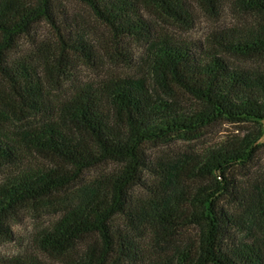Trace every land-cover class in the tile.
Wrapping results in <instances>:
<instances>
[{
	"label": "trees",
	"instance_id": "1",
	"mask_svg": "<svg viewBox=\"0 0 264 264\" xmlns=\"http://www.w3.org/2000/svg\"><path fill=\"white\" fill-rule=\"evenodd\" d=\"M77 1L145 54L141 64L127 57L129 73L58 97L72 77L62 64L97 58L87 32L59 0H0V241L15 238L26 213L52 208L59 217L34 242L60 264H264V179L237 173L264 150V66L225 57L264 63V0H232L255 23L189 42L148 17L193 27L189 0ZM40 22L57 41L22 54ZM220 121L258 130L174 157L147 152L197 140ZM109 162L118 167L100 170ZM67 190L72 199L59 196ZM7 264L43 263L17 255Z\"/></svg>",
	"mask_w": 264,
	"mask_h": 264
},
{
	"label": "rangeland",
	"instance_id": "2",
	"mask_svg": "<svg viewBox=\"0 0 264 264\" xmlns=\"http://www.w3.org/2000/svg\"><path fill=\"white\" fill-rule=\"evenodd\" d=\"M189 1L192 6V14L195 20L193 27H187L173 21L163 20L152 14H148V17L153 21L154 27L160 33L167 32L177 40L188 42L204 41L207 36L214 31L256 22L255 17L239 14L232 4V0H219L220 5L218 4V0H212L218 13L213 12L211 8V12H208L206 6L198 0ZM59 3L68 10L73 18L80 21L79 25L87 32L88 38L96 51L97 58L90 62L79 59L73 61L71 65L63 63L60 69L67 70L72 77L70 76L71 81L64 84L61 91L58 92L56 96L63 98L69 96L73 93L75 89L74 86L76 85L96 83L106 78L117 77L131 72L125 63L127 57L134 62H138V64L142 63L145 54L144 44L133 41L128 45H124L122 42H119L118 39L111 34L110 30L96 19L89 8L77 0H59ZM209 4L211 5V3H208V5ZM35 32V35H32V37L35 36L36 39L30 37L23 39L21 46L24 51L22 54L32 56L34 48L42 50V44L44 42L50 41L53 43V41H57L56 32L47 22H40ZM34 45H36V47H34ZM225 57L230 63H234L236 66L240 67L257 69L258 67L264 66L262 62H254L232 55H225ZM175 90L178 94H182L181 91ZM257 130L258 125L254 123L220 121L208 128L197 140L178 141L171 145H150L147 152L151 156H162L167 154L168 157H174L176 152L188 148L189 145L196 149H202L217 142H221L228 137H244ZM27 162L31 164H49L35 156H30ZM117 167L116 164L109 162L103 164L100 170H112ZM94 172L95 171L92 170L85 174V176H93ZM5 173H8V171L0 169V182L5 179ZM237 173L240 174L242 178H254V176L258 175L261 179H264V150L262 149L259 152L253 167L239 170ZM59 196L64 197L66 200L73 198L70 190L61 193ZM58 217L59 214L52 208L46 209L38 216L30 212L22 216L18 223L13 225L15 238L13 240L0 241V264H7L8 260L17 255H32L43 264H60V260H56L48 253L40 250L34 242L36 232L40 228L50 226Z\"/></svg>",
	"mask_w": 264,
	"mask_h": 264
}]
</instances>
